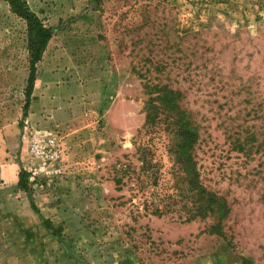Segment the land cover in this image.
Masks as SVG:
<instances>
[{
  "label": "rangeland",
  "instance_id": "rangeland-1",
  "mask_svg": "<svg viewBox=\"0 0 264 264\" xmlns=\"http://www.w3.org/2000/svg\"><path fill=\"white\" fill-rule=\"evenodd\" d=\"M26 1L52 38L25 115L29 32L0 0V264H264V0ZM148 81L182 91L201 125L222 222L186 221L181 180L184 199L159 205L176 167L165 122L144 129ZM241 124L258 139L249 157L232 150Z\"/></svg>",
  "mask_w": 264,
  "mask_h": 264
},
{
  "label": "trees",
  "instance_id": "trees-1",
  "mask_svg": "<svg viewBox=\"0 0 264 264\" xmlns=\"http://www.w3.org/2000/svg\"><path fill=\"white\" fill-rule=\"evenodd\" d=\"M5 2L11 11L26 23L29 32L30 75L26 89L27 103L24 107V114L27 115L34 91L37 65L41 62L47 45L52 38V31L30 9L26 0H5ZM144 90L148 96L145 104L146 118L144 129L149 131V133H153L158 129L161 121L165 122L164 124L168 130L166 136L169 139H167L168 144L165 147L169 155L174 159V166L176 167L174 177L177 181L174 186H171V192H165L167 199L161 200L159 205H162L161 202H165L163 207L166 209L171 201H177L179 198L184 199V196H182L183 190L181 189V185L183 183H180L181 180L187 182L188 186L192 187L196 196V199H194L195 204L190 208L188 212L189 217L186 221H192L196 218H214L218 222H222L230 215L232 209L226 196L208 190L202 181L197 160V151L200 150L201 142H203L202 127L195 120L192 113L184 108V93L179 89H172L168 84L159 83L153 85L151 81L144 84ZM243 128L244 124L239 125L237 138L231 139L232 150L241 152L249 157L252 154V148H254V140L257 141L258 139L255 133H250L246 130V137H243ZM138 153L140 154V159H142V169L153 171L156 165L153 166L152 162H149V157L154 156L152 146L139 147ZM151 175L154 176V173L152 172ZM29 176L30 174L24 171L19 174L18 188L26 193L30 191L28 184ZM154 179L155 182L151 185V188L158 189L157 179ZM31 205L34 211L38 213L36 205L33 202ZM160 207L155 208L152 213L161 216L163 211ZM44 223L49 230L53 231L54 235H58L62 231L60 227L54 228L49 221H45ZM217 231H220V227L218 226Z\"/></svg>",
  "mask_w": 264,
  "mask_h": 264
},
{
  "label": "built area",
  "instance_id": "built-area-1",
  "mask_svg": "<svg viewBox=\"0 0 264 264\" xmlns=\"http://www.w3.org/2000/svg\"><path fill=\"white\" fill-rule=\"evenodd\" d=\"M33 152L35 154H40V153L44 152V148H42L40 146H35V148L33 149ZM47 158L52 159V158H54V156L52 153H47Z\"/></svg>",
  "mask_w": 264,
  "mask_h": 264
}]
</instances>
